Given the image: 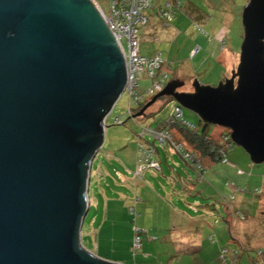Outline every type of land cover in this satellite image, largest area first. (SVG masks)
<instances>
[{
  "label": "water",
  "instance_id": "obj_1",
  "mask_svg": "<svg viewBox=\"0 0 264 264\" xmlns=\"http://www.w3.org/2000/svg\"><path fill=\"white\" fill-rule=\"evenodd\" d=\"M239 62L216 86L169 97L264 163V0L242 9ZM121 45L94 0H0V264H119L80 247L105 105L122 93Z\"/></svg>",
  "mask_w": 264,
  "mask_h": 264
},
{
  "label": "rangeland",
  "instance_id": "obj_2",
  "mask_svg": "<svg viewBox=\"0 0 264 264\" xmlns=\"http://www.w3.org/2000/svg\"><path fill=\"white\" fill-rule=\"evenodd\" d=\"M96 1L107 13L106 1ZM158 1L153 0L146 12L148 22L140 27L139 54L152 58L160 53L163 68L170 73L167 81L184 82L179 92H192L194 81L216 86L229 78L239 62L241 13L248 0H180V9L169 27H164L156 14L162 4ZM190 4L200 12L189 15ZM139 84L145 89L151 81L141 74ZM166 99L158 98L145 115L136 118L126 114L128 93H121L115 101L106 119L103 145L91 163L90 204L80 232V247L97 258H119L125 264H228L234 252H239L234 264H264V163L253 164L241 147L233 143L225 164L204 158L210 167H206L203 181H196L193 169L176 155L165 156L153 142L164 159V174L148 170L143 173L145 183L134 181L137 136L142 127L154 128L170 116L176 103ZM137 108L132 106L135 111ZM182 114L188 123L201 127L196 114L183 107ZM115 117H121L124 124H113ZM209 126L215 138L227 131ZM144 141L149 139L139 142ZM168 167L174 169V178L178 174L191 183V195L183 194V186L173 182L165 186L164 176H170ZM107 204L109 216H105ZM130 207L135 208L134 221ZM94 219L96 231L86 236ZM166 219L168 228L163 227ZM132 227L144 233L136 253L131 249ZM164 237L171 241L165 244ZM166 245L172 253H165L162 247ZM223 250L227 251L225 263L219 259Z\"/></svg>",
  "mask_w": 264,
  "mask_h": 264
},
{
  "label": "built area",
  "instance_id": "obj_3",
  "mask_svg": "<svg viewBox=\"0 0 264 264\" xmlns=\"http://www.w3.org/2000/svg\"><path fill=\"white\" fill-rule=\"evenodd\" d=\"M94 1L99 6L107 23L118 39L124 54L127 82L124 83L122 93L126 92L130 96L129 107L126 114L131 117L134 114L132 106L138 107L146 103L147 98H152L161 92L170 81H167L170 73L168 72L169 70L163 68L165 61L160 53H157L152 58H146L139 54L140 27L145 26L148 22L146 12L150 9L153 0H105L107 3V13L96 0ZM178 9V1L176 3L171 1L165 2L159 6L156 14L163 21L164 27L169 26ZM196 51L197 49L194 52ZM141 74L150 79L151 85L148 88L142 89L140 87L139 79ZM114 104L103 118L104 130L106 128L105 123L107 116L112 112ZM174 123H180L191 129L193 128L192 125L183 120L182 109L175 105L172 109V113L162 125H157L154 128L142 127L140 129V133L137 136L135 179L141 178L143 173L148 170L160 172V163L154 158L155 149L146 141L143 143L139 142L141 139L144 140V138L158 143L161 147H168L170 150L177 153L182 160L193 165L197 170H202L200 160H198L193 153L184 150L181 145L173 142L170 134V127ZM113 124L121 125L124 124V122H122L121 117H115ZM226 134L230 135V131L227 130ZM224 140H226V136ZM220 153L224 155L223 151H220ZM226 162L225 158H223L222 163ZM129 213L134 217L133 219L136 218L137 215L134 207L129 208ZM132 229L134 231V237L131 248L132 251L136 253L141 246V239L139 238L140 231L135 227ZM209 239L211 240V238ZM235 253L236 252H234V254ZM226 254L227 251L223 250L219 255V259L223 261V263H225ZM234 260L235 256L233 259L229 260V264H233L235 262Z\"/></svg>",
  "mask_w": 264,
  "mask_h": 264
},
{
  "label": "trees",
  "instance_id": "obj_4",
  "mask_svg": "<svg viewBox=\"0 0 264 264\" xmlns=\"http://www.w3.org/2000/svg\"><path fill=\"white\" fill-rule=\"evenodd\" d=\"M169 1H171L173 3H176L178 1L179 2V9H180V0H164L163 3L169 2ZM189 11H190V13L188 12V14L193 15L196 12L199 13L200 9H198L196 6L190 4ZM198 15L200 18H202V15H200V14H198ZM117 98H118V96L113 98L110 102H108L105 105L104 110L102 112V117H104L110 111V109L112 108V106L115 103V101L117 100ZM165 98H167L166 101L168 99L171 100V98H169V97H165ZM142 106H143V104L138 106L136 111L135 110L134 111L135 112L139 111ZM144 115H145V113H144ZM182 117H183V114H182ZM183 120L186 123H188L184 118H183ZM162 124H163V122L160 123L159 125H162ZM199 124L201 125V127L190 124L193 126V128L191 129V128L187 127L186 125H183L180 123H174L170 127V132H171L170 134H171V138L173 139V142L181 145L184 150L190 151L191 153H193L195 155V157L198 160H200L201 165H202V170H197L193 165L187 163L184 160L183 161L185 163H187L189 166L193 167L194 170L196 171V173H198V175L203 178L202 175L205 172V166H204L202 160L204 158H207L211 161H220L222 163L223 158H225V160L227 161V155H228L229 150L232 149L233 143L231 142L229 135L226 134V132L221 133L220 138H215L210 133V126L209 125L204 124L202 122H199ZM223 136L224 137L226 136V140H224ZM220 151H223L224 155L221 154ZM223 164H225V163H223ZM259 191H260V193L262 192L261 190H259ZM134 210H135V208H134ZM133 221H134V219H133ZM139 231H140L139 232V238L141 239V235L144 233L141 230H139ZM132 235L134 237L133 229H132ZM132 240H133V238H132ZM141 243H142V241H141ZM131 247H132V244H131ZM238 256H239V252H236L235 253V259L236 260L234 263H236Z\"/></svg>",
  "mask_w": 264,
  "mask_h": 264
},
{
  "label": "crops",
  "instance_id": "obj_5",
  "mask_svg": "<svg viewBox=\"0 0 264 264\" xmlns=\"http://www.w3.org/2000/svg\"><path fill=\"white\" fill-rule=\"evenodd\" d=\"M163 2H164V0H159L158 1V4H160V3H162L163 4ZM158 4H156V5H158ZM161 5V4H160ZM152 14V13H151ZM150 14V15H151ZM169 27V26H168ZM146 142H148L154 149H155V153H154V158H155V160H157L159 163H160V172H158V173H160L161 175H163L164 174V172H163V170H162V164H163V161H164V159H163V157L161 156V154H160V151L158 150V148H157V145L156 144H154L152 141H146ZM156 143V142H155ZM160 148H161V151L165 154V156H167L168 154L169 155H176V156H178L181 160H182V158L177 154V153H175V152H173L172 150H170L168 147H161V146H159ZM159 148V149H160ZM204 160V159H203ZM202 160V162H203V164H204V161ZM165 161L167 162L168 161V159H165ZM183 161V160H182ZM184 162V161H183ZM185 163V162H184ZM188 167H190L191 169H193L194 170V168L193 167H191V166H189L187 163H185ZM204 166H205V171H206V167L208 166V167H210V165H208V163L207 164H204ZM169 168V174H170V176H164V178H165V186L167 185V184H169L170 182H173L174 183V185H181V186H183V190L181 189V192L184 194V193H187V196H189V195H191V193H192V189H189V186L191 185V183L190 182H188L187 181V179H185V178H183V177H180L178 174H176L177 176H176V178H174L173 177V174L172 173H174L175 171H174V169H172L171 167H168ZM195 171V170H194ZM195 173H196V171H195ZM204 174H205V172L203 173V177H204ZM144 175V174H143ZM143 175H142V177L141 178H138V179H134V181L135 182H142V183H145V179H144V177H143ZM196 181H203V178L202 177H200L199 175H198V173H196ZM121 180H123V179H121ZM162 187V189H163V191L168 195V193L166 192V190H165V188H163V186H161ZM177 197L179 196V194H177L176 195ZM87 197H88V193H87ZM138 199V198H137ZM88 201H89V197H88ZM136 201H140V198L138 199V200H136ZM89 204H90V201H89ZM109 204H107V207H106V209H104L105 210V216H109V214H110V210L108 209L109 208V206H108ZM112 212H114L113 210H112ZM180 215H181V217L183 218V219H185L186 218V215L184 214V213H180ZM137 218V217H136ZM167 220V222H166V224L163 226L164 228H168V219H166ZM95 223H96V220L94 219V221H92L91 222V224H90V226H89V228H88V231L86 232V236H89V237H91L93 234H94V231H96V229L94 228V225H95ZM164 231H167L166 229L164 230ZM148 240H154V239H152V238H148ZM186 241L188 240V239H185ZM212 240V239H211ZM163 241L165 242V244L166 243H168V242H170L171 241V239H169V238H167V237H164L163 238ZM149 242V241H148ZM164 250H165V253H172L173 252V249H170V246H163L162 247ZM198 248V247H197ZM114 249V248H113ZM200 249V248H199ZM115 250V249H114ZM114 252V251H113ZM182 253V252H181ZM186 253H188V252H186ZM93 254V253H92ZM98 257H100V258H103V259H106V260H109L110 262H115V263H119V264H125V262L123 261V260H121V259H119V258H108V257H105V256H102V255H97Z\"/></svg>",
  "mask_w": 264,
  "mask_h": 264
}]
</instances>
